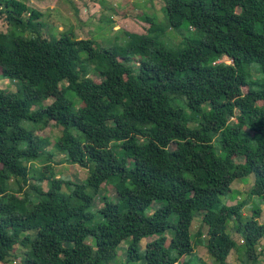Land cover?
Here are the masks:
<instances>
[{
	"label": "trees",
	"instance_id": "obj_1",
	"mask_svg": "<svg viewBox=\"0 0 264 264\" xmlns=\"http://www.w3.org/2000/svg\"><path fill=\"white\" fill-rule=\"evenodd\" d=\"M163 1L161 30L182 34V47L44 37L39 10L0 0L14 27L0 33V71L17 86L0 88L1 263L22 246V264H119L128 243L127 264H197L200 247L230 264L231 223L239 264L263 263L264 0ZM49 125L62 130L53 149L37 133ZM61 163L88 175L58 177ZM250 176L238 200L231 185Z\"/></svg>",
	"mask_w": 264,
	"mask_h": 264
},
{
	"label": "rangeland",
	"instance_id": "obj_2",
	"mask_svg": "<svg viewBox=\"0 0 264 264\" xmlns=\"http://www.w3.org/2000/svg\"><path fill=\"white\" fill-rule=\"evenodd\" d=\"M29 5L28 14L31 9H37L41 12L39 17L41 26L40 32L44 37L50 35L59 36L62 32L72 30L78 38H93L96 43L103 48H117L122 47L131 39L132 35L150 36L159 41L166 42L171 46L182 47L185 44L182 42L184 36L179 32L170 28L166 32L161 30L165 24V12L163 10V0H21ZM0 7V11H1ZM25 17V18H26ZM154 28L157 30H149ZM13 28H11L6 20L4 12H0V33L12 35ZM186 34L192 35L194 32L183 26ZM13 33V34H12ZM34 33L31 31L24 32L21 29H15V35L31 36ZM129 35V39L128 36ZM11 37L8 39L11 40ZM220 61L231 63L232 60L228 56H223ZM68 84V80L60 83L59 89L56 94L62 92L63 87ZM0 88L8 90H17L15 83L5 78L0 71ZM247 88H244L246 90ZM71 97L72 94L68 93ZM54 97V96H51ZM54 98H49L46 103H51ZM45 104V102H44ZM40 104H36L33 108H39ZM234 117H231V119ZM29 128L36 127L35 124H27ZM37 133L42 137L50 139L49 149L55 146V139L62 133L61 128L47 126L44 129L38 130ZM63 154H56L54 159L59 161L63 159ZM54 160V161H55ZM57 176L72 177L75 180H82L87 177L88 171L81 168L79 165L69 163H61L54 165ZM34 182V180H31ZM254 178L247 177L245 180H239L232 183V192L235 193L238 200H243L246 197L247 189L251 186ZM110 197L115 200V190L112 185L109 186ZM97 207H101L102 201L98 198L96 200ZM262 214L259 217L260 222H264V204L261 203ZM243 216L247 217L250 214V208L245 207L242 211ZM232 223L230 224V231L232 236L237 240L238 247L231 252L228 258L230 264H239L238 257L242 255L243 244L242 237L234 230H232ZM201 227V222L198 220L195 223L194 230L196 231ZM205 234V233H204ZM147 240L143 241L142 245L145 246ZM258 245V255L264 264V238ZM128 243L120 246L118 252L119 264H127L128 260ZM197 251V264H211L213 259L207 254L205 247L198 248ZM26 249L18 246L17 249L9 256L6 264H22L25 257ZM200 260V261H199ZM0 264H4L1 263ZM180 264V262H179Z\"/></svg>",
	"mask_w": 264,
	"mask_h": 264
}]
</instances>
